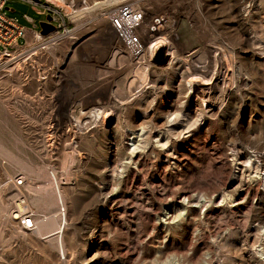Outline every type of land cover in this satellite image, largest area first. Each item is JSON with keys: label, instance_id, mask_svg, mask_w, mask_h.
<instances>
[{"label": "rangeland", "instance_id": "374dc122", "mask_svg": "<svg viewBox=\"0 0 264 264\" xmlns=\"http://www.w3.org/2000/svg\"><path fill=\"white\" fill-rule=\"evenodd\" d=\"M65 1L41 39L47 15L4 11L37 32L0 52V264H264V0ZM124 5L145 63L108 19Z\"/></svg>", "mask_w": 264, "mask_h": 264}, {"label": "built area", "instance_id": "2783aa9c", "mask_svg": "<svg viewBox=\"0 0 264 264\" xmlns=\"http://www.w3.org/2000/svg\"><path fill=\"white\" fill-rule=\"evenodd\" d=\"M9 1L10 0H0V52L8 57L11 56V53L15 52L16 49L25 47L28 44L26 30L16 21L9 19L5 15L4 11ZM23 1L33 5L39 15L52 14L54 24L57 26V33L66 31V15L62 10L51 5L46 0ZM108 19L128 56L139 63H145L146 48L138 31L142 25V15L131 6L124 5L109 14ZM155 24L160 26L161 20H155ZM20 38L26 39V44L24 46L18 44ZM16 179L17 186L23 185V179L19 177H16ZM17 214H19L18 208H16L15 216ZM34 217V213L27 210L24 213H20L16 220L24 229L33 231L36 228Z\"/></svg>", "mask_w": 264, "mask_h": 264}, {"label": "bare ground", "instance_id": "6f19581e", "mask_svg": "<svg viewBox=\"0 0 264 264\" xmlns=\"http://www.w3.org/2000/svg\"><path fill=\"white\" fill-rule=\"evenodd\" d=\"M46 1H48V0H46ZM63 4L66 2L65 0H60ZM48 3H50V2H48ZM51 4V3H50ZM52 5V4H51ZM53 6H55V5H53ZM56 8H58V9H60V10H62L60 7H57V6H55ZM64 12V11H63ZM75 14H78V12H76L75 11ZM74 18V17H73ZM77 21V20H76ZM153 36H155V35H153ZM36 37L37 38H39V39H41L42 38V36L40 35V34H36ZM162 46H164L163 45V43L162 42H160L159 44L157 43L156 45H154L153 47H152V49H151V56L154 58L155 56H156V54H157V51H158V49L160 48V47H162ZM167 48V47H166ZM166 53H168V55L167 56H171L172 55V52H171V48L169 47V48H167V51H166ZM225 56V55H224ZM227 58V57H226ZM225 62H226V64H227V71H228V69L231 67L230 66V64L228 63V61L227 60H225ZM16 64V63H15ZM226 69V68H225ZM227 75V74H226ZM145 77H146V74H144L143 76H142V78L143 79H145ZM190 83V85H191V89H194L195 88V84H194V82L193 81H190L189 82ZM89 113V112H88ZM90 114V117L91 118H94V119H96V118H98V117H100L102 114H103V112L100 110V109H93V110H91V112L89 113ZM56 180H57V178H56ZM55 180V181H56ZM56 187V186H55ZM58 188V187H57ZM59 193V192H58ZM60 196V195H59ZM17 207H18V210H19V214H17L16 216H14L13 215V217H15V218H17L18 217V215H20V213H24V212H26L28 209V206H27V204H26V202L25 201H21L18 205H17ZM63 207V211H64V214H65V206L63 205L62 206ZM61 212H62V209H61ZM64 216L65 215H62V220H61V224H60V226L57 228V230H58V232H60V233H63L64 232V230H65V227H66V224H67V221H66V219L64 218ZM51 222H54L53 220L51 221ZM50 222V223H51ZM54 223H56V222H54ZM52 224V226L54 225L55 226V224Z\"/></svg>", "mask_w": 264, "mask_h": 264}, {"label": "water", "instance_id": "95a60500", "mask_svg": "<svg viewBox=\"0 0 264 264\" xmlns=\"http://www.w3.org/2000/svg\"><path fill=\"white\" fill-rule=\"evenodd\" d=\"M40 35L43 37L50 36L51 34L55 33L57 31V26L54 24V18L52 14L47 15L46 21L42 22L40 24Z\"/></svg>", "mask_w": 264, "mask_h": 264}, {"label": "crops", "instance_id": "0c3cea01", "mask_svg": "<svg viewBox=\"0 0 264 264\" xmlns=\"http://www.w3.org/2000/svg\"><path fill=\"white\" fill-rule=\"evenodd\" d=\"M24 29L26 30L27 36H28V33H29L30 31L37 32L36 30H33V29H27V28H24Z\"/></svg>", "mask_w": 264, "mask_h": 264}]
</instances>
